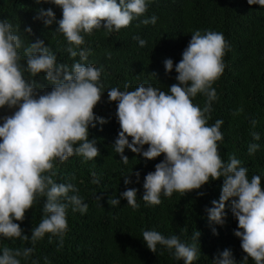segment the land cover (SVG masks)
<instances>
[{
  "label": "clouds",
  "instance_id": "9594fccd",
  "mask_svg": "<svg viewBox=\"0 0 264 264\" xmlns=\"http://www.w3.org/2000/svg\"><path fill=\"white\" fill-rule=\"evenodd\" d=\"M153 0H36V3H51L62 9V19L56 20L51 8L37 10L35 19L45 26L58 24L68 44L66 51L72 64L58 62L57 55L36 39L25 45L24 32L32 34L31 27L24 32L8 19H0V109L13 110L11 115L0 116V238H17L30 241L33 247L0 249V264H22L35 251L37 241L46 234L63 237L68 231L67 210L85 214L88 204L78 194L73 183H57L55 166L64 163L73 155L85 161L100 155L96 140L90 139V128L107 120L93 111L105 93L102 80L103 66L88 62L92 51L85 45V36L94 30L118 32L128 27L133 20L144 16ZM249 5L264 7V0H247ZM158 17L152 15L140 22L155 25ZM140 47L145 39L134 37ZM230 43L223 33L212 30H195L182 59L175 63L171 58L164 61L166 74L173 69L178 74V83L167 91L151 83L140 84L134 90L124 85V90L112 87L107 90L108 101L116 103V117L121 130L113 149L124 164L129 162L125 149L154 160L163 154V160L155 170L144 177L142 200L146 206L159 205L162 197L173 193L198 190L210 180L223 178L218 200L207 208L208 220L213 225H223L226 207L238 221L234 235L241 240V248L255 264H264V187L262 177L252 175L235 155L226 162L218 151V142H223L221 126L223 120L209 126L212 103L217 93L212 86L224 73V56ZM110 57V53L108 54ZM27 74V75H26ZM43 74L52 85L51 91H43L34 78ZM207 99L201 108L193 103L197 94ZM255 127L256 121L252 120ZM260 140L259 133H252ZM131 137V141L129 140ZM148 145L147 149L144 148ZM260 148L258 143L248 147L254 155ZM95 176V173H93ZM140 182V172L124 175V184L133 183L131 176ZM93 183L99 184V178ZM137 188H126L119 198H109V205H120L125 199L127 206L140 207ZM203 195V193H200ZM39 197H44L43 218L32 229L31 238L15 221H23L25 212L31 209ZM214 235H218L215 228ZM201 232L195 230L193 243L183 241L178 235L166 237L155 229L142 233L143 241L153 253L157 247L168 249L176 260L193 264L199 258L196 246ZM32 264H38L33 260ZM213 264H237L230 249L220 252Z\"/></svg>",
  "mask_w": 264,
  "mask_h": 264
},
{
  "label": "trees",
  "instance_id": "16d2710c",
  "mask_svg": "<svg viewBox=\"0 0 264 264\" xmlns=\"http://www.w3.org/2000/svg\"><path fill=\"white\" fill-rule=\"evenodd\" d=\"M51 8L56 20L62 19V9L51 3H36V0H0V19H8L16 28L24 32L31 27L32 34L24 32L25 45L44 41L58 62L72 64L79 57L72 58L66 51L68 44L62 33L57 31L58 24L45 26L38 19L37 10ZM158 17L155 25H144L145 17ZM195 30H212L223 33L230 43V50L224 56V73L212 85L217 99L212 103L208 125L223 120L221 126L223 142H218L220 155L224 161L235 155L252 175L262 177L264 187V7L249 5L247 0H153L148 11L139 19L133 20L128 27L118 32L94 30L85 36V45L92 51L88 62L97 67L103 66L102 80L105 93L93 111L107 123L90 128V139L96 140L100 155L85 161L73 155L64 163H57L53 179L57 183H73L79 195L88 204V211L81 214L67 210L68 231L61 245L59 237L50 234L37 241L35 251L29 260L22 264H183L176 260L172 252L158 246L157 252L150 251L143 241L145 230L155 229L166 237L178 235L192 244L195 230L201 232L196 246L200 248L199 258L193 264H213L217 255L230 249L237 264H242L247 254L241 248V240L234 235L238 221L226 207L225 223L210 224L206 209L221 194L223 178L210 180L198 190L173 193L172 197H162L159 205L146 206L142 200L143 182L147 173L155 170V165L163 160V154L154 160L145 158L125 149L124 155L129 162L124 164L113 145L121 130L116 117V103L109 102L107 90L118 87L134 90L140 84L151 83L154 87L167 91L178 83V75L173 69L166 74L164 61L171 58L175 63L182 59ZM147 41L140 47L134 37ZM111 54L110 57L108 54ZM27 75V74H26ZM43 91H51L52 85L43 74L34 78ZM206 97L197 94L193 103L203 108ZM11 109H0V116L11 115ZM252 120L257 123L255 127ZM260 135L254 140L252 133ZM131 141V137H129ZM252 143L260 145L254 155L248 154ZM148 145L144 148L147 149ZM140 172V182L131 176L133 183L124 184V175ZM95 173V176L93 175ZM99 178L100 183L92 181ZM137 188V202L140 207L127 206L125 199L119 206H111L109 198H119L126 188ZM203 193V195H200ZM44 197H39L31 209L26 210L20 224L23 234L31 238L32 229L43 218ZM215 228L218 235H214ZM8 247L21 249L33 247L30 241L17 238H0V249ZM247 264H255L249 257Z\"/></svg>",
  "mask_w": 264,
  "mask_h": 264
}]
</instances>
